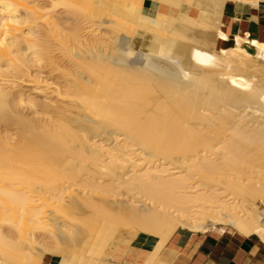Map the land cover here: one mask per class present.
Masks as SVG:
<instances>
[{
    "label": "bare ground",
    "instance_id": "1",
    "mask_svg": "<svg viewBox=\"0 0 264 264\" xmlns=\"http://www.w3.org/2000/svg\"><path fill=\"white\" fill-rule=\"evenodd\" d=\"M262 4L0 0V264H175L181 228L264 242V19L236 9Z\"/></svg>",
    "mask_w": 264,
    "mask_h": 264
},
{
    "label": "crops",
    "instance_id": "2",
    "mask_svg": "<svg viewBox=\"0 0 264 264\" xmlns=\"http://www.w3.org/2000/svg\"><path fill=\"white\" fill-rule=\"evenodd\" d=\"M148 5H151V2L146 3V6ZM236 9L247 22L246 26H250L252 21L259 22L264 19V9L261 7L255 17L250 16L252 12L248 5H238ZM240 27L241 23H238L235 30L239 31ZM171 241L174 252L179 254L174 258L175 264H264V242L255 235L220 233L215 229L203 233L181 228ZM156 242V236L140 233L131 241V246L139 250H148ZM57 262V257L50 256L44 264ZM116 262L129 264L126 256Z\"/></svg>",
    "mask_w": 264,
    "mask_h": 264
},
{
    "label": "rangeland",
    "instance_id": "3",
    "mask_svg": "<svg viewBox=\"0 0 264 264\" xmlns=\"http://www.w3.org/2000/svg\"><path fill=\"white\" fill-rule=\"evenodd\" d=\"M44 1H47V0H44ZM148 4V2H147ZM150 8H152L151 5H148ZM261 8L264 9V4L261 5ZM43 73L42 75L47 77V78H50V77H54L55 80L56 79H61L60 77V70L55 68V67H52V66H48V65H45L43 68H41ZM33 75L31 74V72H29L28 74L22 76L21 79H19V87L22 91L26 92V93H33L35 95H37V97L39 99H42L43 98V94L41 92H38V91H35L34 89V82L31 81L33 79ZM23 113L26 114L28 117H31L32 116V112L30 109L28 108H24L23 110ZM41 115H39L40 117ZM0 131H2L3 133H13L14 132V128L13 126H7L6 124H1L0 125ZM119 199H124L126 200L125 197H122L120 196Z\"/></svg>",
    "mask_w": 264,
    "mask_h": 264
}]
</instances>
